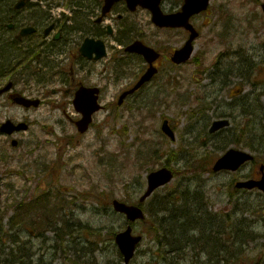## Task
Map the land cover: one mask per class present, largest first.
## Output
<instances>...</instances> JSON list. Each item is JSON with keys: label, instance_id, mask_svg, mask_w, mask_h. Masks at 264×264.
I'll return each mask as SVG.
<instances>
[{"label": "rangeland", "instance_id": "374dc122", "mask_svg": "<svg viewBox=\"0 0 264 264\" xmlns=\"http://www.w3.org/2000/svg\"><path fill=\"white\" fill-rule=\"evenodd\" d=\"M262 3L264 0H213L208 14L200 17L197 22L201 38L196 43L195 60L176 68L174 74H170L178 80L177 87H167V82L158 81L163 88L147 89L141 96L129 99L127 105L119 110L118 121L114 120V112L112 113L115 105L111 109L104 108L95 117V126L90 132L79 138L76 128L66 117L78 116L73 105L68 102L69 99L63 101L60 109L54 112H47L45 107L33 111V126L24 134V148L10 150L15 189L3 188L0 219H3V228L10 235H15L18 243L8 239L5 245L0 242V264H15L11 252L23 244L33 252V263L28 264H118L121 259L113 245V236L124 230L127 223L123 216L113 212L109 202L116 198L137 205L139 196L144 192L148 173H141L140 181L145 185L142 189H135L141 171L138 166L143 163L141 151H146L148 147L151 152L161 151L163 148L158 162L148 166L150 171H156L168 163L167 166L170 165L176 175L169 186L156 193L157 197L170 195L180 185L188 184L193 190L196 185L203 186L206 203L209 204L208 211L221 216L224 226L244 220L242 222L246 231L251 232L246 235L252 239L235 246L237 253L229 264H264V194L256 190L233 189L236 181L258 178L259 166L264 165V150L252 151L248 145L251 141L249 135L242 136L245 128L252 129L251 134L258 137L263 135L257 123L262 118L260 124L264 127V96L257 102L256 98L261 91L253 86L254 83L264 84V62L261 63L264 60ZM145 30L146 33L152 31L151 27H146ZM155 33V40L166 43L168 48L181 41V36L177 33L170 46L167 44L171 39L170 34L156 30ZM242 50L254 60L253 63L242 61ZM231 62H240L242 68L233 73L243 74L240 77L233 75L229 79L232 83L243 85V94L233 100L227 98L225 93L221 96L217 94L219 86L211 84L208 79L209 73L218 77L229 69ZM102 68V65L98 66L100 74L104 72ZM106 77L110 78L101 74L100 84H106ZM116 91L114 87L105 91L102 98L105 107L115 102L119 96ZM231 104L239 107L236 112L231 111ZM253 104H258L260 111ZM223 115H233L235 120L232 126L237 123L236 127L234 130L230 128L228 134L210 137L208 127L217 118L226 117ZM147 118L152 119L144 124ZM167 118L176 132L174 142L160 130L162 120ZM140 124L143 125L139 126ZM113 126L117 132L124 130L125 138L119 133L113 135ZM233 139L234 142L231 141ZM228 143L231 144L229 148L254 153L255 163L247 164L236 173L212 174L208 163L212 164L221 156L222 148ZM31 148L34 151L18 164V157ZM37 163L50 166L46 179H41L39 184L35 174ZM38 185L42 187L41 192L50 191V194L58 195L59 199L70 203L60 210V238L57 236V242L54 231L46 232L41 237L44 232H39L40 227L33 233L18 227L9 228L13 211L8 209V205L11 206L22 195L38 193ZM230 195H235L236 198L232 200ZM147 209L155 210L150 203ZM243 212L246 213L242 214ZM42 223L43 219L41 225ZM148 230L149 225L138 224L137 232L145 234V241L132 264H145L151 259L148 256L151 254ZM98 232L101 238L95 235ZM37 234H40L39 239L33 237ZM97 241L100 242L99 245ZM230 245L228 243L226 249ZM215 251L212 252L213 256L216 255ZM230 251L233 252L234 249ZM183 254L180 256L183 258L173 256L170 264L195 263L196 260L192 261L188 250ZM28 258L29 256L25 257ZM197 261L196 264L210 262V257L202 255ZM216 261L217 259L213 262Z\"/></svg>", "mask_w": 264, "mask_h": 264}, {"label": "flooded vegetation", "instance_id": "af4514ba", "mask_svg": "<svg viewBox=\"0 0 264 264\" xmlns=\"http://www.w3.org/2000/svg\"><path fill=\"white\" fill-rule=\"evenodd\" d=\"M184 1L162 0L160 6L165 13L173 14L181 11ZM151 3L155 4L156 0ZM105 5V0H0V190L14 185L13 159L9 149L13 140L19 141L15 148L24 144L26 131L15 127L27 123L30 130L33 111L45 107L47 112H54L66 99L73 105L77 91L82 88H98L101 100L105 91H109L111 86L116 87L117 79L112 75L116 66L132 70L127 64L131 57L144 61L139 79L149 66L143 56L127 53L135 42L142 41L161 55L154 63L159 69L154 76L156 81L158 77H163L166 70L176 68L171 63L173 53L185 45L189 31L158 28L159 32L171 35L167 42L170 46L176 38L175 34L181 36V41L174 47L163 48V44L155 40L154 32L148 35L144 32L151 24L150 11L137 7L133 12L126 1H119L104 16ZM144 12L147 17H144ZM207 13L192 19L198 31V19ZM99 41L106 46L109 57L103 66L104 75L110 76L106 77L105 85L100 84L99 61L87 58L82 52L86 47L91 52L90 48L97 47ZM92 56L95 57L96 53L93 52ZM154 79L143 89H149ZM134 83L126 86L121 83L117 92L132 88ZM50 85L52 90H45L44 87ZM215 86H219L217 94L221 96L225 93L230 100L243 94V85L239 83L223 82V86L219 83ZM20 96L32 102L38 101V106L17 104ZM225 116L231 120L232 126L235 118ZM66 117L71 119L69 115ZM8 121L13 123L11 128L5 126ZM12 128L15 130L9 133Z\"/></svg>", "mask_w": 264, "mask_h": 264}, {"label": "water", "instance_id": "95a60500", "mask_svg": "<svg viewBox=\"0 0 264 264\" xmlns=\"http://www.w3.org/2000/svg\"><path fill=\"white\" fill-rule=\"evenodd\" d=\"M208 0H189L187 1V4L185 5L184 9H186V12L182 17L176 19V18H170V17H161V14L159 15L158 12L154 13V20L155 22L163 27V26H188L189 18L194 15L195 13H198L204 9H206ZM195 37H192L189 41L188 45L185 49L182 51H178L175 55L174 61L177 63L186 62L191 56L192 48H191V41ZM135 51L143 53L144 56L149 58L150 60L156 59L157 55L155 56L154 50H151L147 47L141 46V47H133ZM153 76V73L149 72L146 76L143 77V80L139 84V86L144 82V80L149 79ZM135 90H132L134 92ZM131 92V93H132ZM128 93H126L124 96H126ZM83 96L78 95L77 100L75 101L77 110L83 112L86 114V116L80 120L77 125H79V129L81 132H85L89 128V123L92 121V114L99 108H87V103L83 100ZM122 100V99H121ZM92 105V104H89ZM224 125H227V122H217L214 124L212 130L216 131L220 128H222ZM163 131L166 132V134L170 135L172 139H174V132L170 129L168 125V121L163 126ZM252 157L249 154H245L243 152L239 151H229L228 154L224 156V158L220 159L215 167L214 170H225L230 169L233 171H236L240 166H242L244 163H246L247 160H251ZM148 181V191L146 194L141 198L142 201H145L148 196H150L155 190L159 188V186L165 185L169 183L173 179V174L170 170L162 169L158 172L151 173L149 176ZM239 187H245V188H260L262 191H264V176L263 178L258 181H247V183H240L238 184ZM114 209L117 212H121L123 214H126L128 216V219L131 221H136L139 218H143V211L141 209L129 206L127 204H124L120 201L115 200L113 203ZM132 228L128 227V229L123 232L119 233L116 238V243L120 247V250L122 252V255L124 256V263L123 264H129L130 261L134 258L135 251L138 247L139 242L142 240V236L135 237L133 236Z\"/></svg>", "mask_w": 264, "mask_h": 264}, {"label": "trees", "instance_id": "16d2710c", "mask_svg": "<svg viewBox=\"0 0 264 264\" xmlns=\"http://www.w3.org/2000/svg\"><path fill=\"white\" fill-rule=\"evenodd\" d=\"M177 194H173L170 199H165L163 200V204L162 207L165 209L164 211H168L169 215H166L165 217H160V218H155L152 222H153V226H154V230L152 233L155 236L154 239V243L156 244L157 249H155L154 251H162L163 248H167V250H171L170 253L171 254H176L178 257L181 255H184V251L188 250L190 253L194 252L197 249H201L200 247H195V248H191L190 246L193 244V239L195 237L192 236V234H194V232H197L198 230H200L201 228H203L205 226V229L203 230V241H206V236L207 233H210V235H208V238L215 240V242H213L212 244L209 245L210 242H207V246H209L210 248L216 249L217 245H222V241L221 239H227V240H231L233 242V244H235L236 246H239L243 243L242 240H244L243 236H241V233H230L229 231L227 233L221 232L218 228V225L216 223V220L219 221L218 218H216V216H213L214 219L216 220H209V225H207L206 220L200 221V220H193V218H195L194 216V210L196 209V204L195 201L192 200L191 197H197L198 195H190V192L187 191L184 193V195H182V199H178L176 197ZM52 194H48L45 197L38 198L36 199L37 201H33L31 203H26V209H30L29 205L33 206L34 210H40L45 209L44 211L47 214V223L45 222L43 225H49L51 223L54 222V224H58V220H59V209L56 205H52L51 204V198H52ZM58 198V195H57ZM193 201V202H192ZM185 203V204H182ZM24 203L22 202V205ZM44 204V206H42ZM46 204V206H45ZM180 204V206H179ZM182 204V205H181ZM19 205V203H18ZM17 206V205H16ZM19 206H17L18 208ZM200 212L201 209H198ZM36 212V215L40 214L41 212ZM203 213V212H202ZM159 213L156 211V215H158ZM189 215V216H188ZM39 217H37L38 219ZM50 220H53V222H51ZM35 221V227L41 228V221L38 220H34ZM227 228V226H226ZM228 229L231 231H234L233 229V225H229ZM216 231V232H215ZM236 231V230H235ZM100 232H98L97 235L99 238H101V235H99ZM192 236V237H191ZM5 236H3L4 238ZM246 238V237H245ZM242 241V242H239ZM247 240V239H246ZM192 241V242H191ZM206 247H203L204 250L206 251ZM202 250V249H201ZM202 250V251H204ZM119 254V253H118ZM13 255V261L15 264L18 263H26L31 260L30 255L27 254H23L22 250L19 251V253L15 254L12 253ZM26 256H29L28 259H25ZM229 260H227V262H229Z\"/></svg>", "mask_w": 264, "mask_h": 264}]
</instances>
